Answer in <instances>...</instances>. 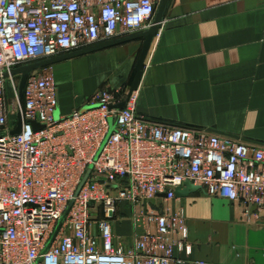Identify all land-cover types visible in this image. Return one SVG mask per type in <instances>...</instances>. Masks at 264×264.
Listing matches in <instances>:
<instances>
[{"label":"built area","instance_id":"2783aa9c","mask_svg":"<svg viewBox=\"0 0 264 264\" xmlns=\"http://www.w3.org/2000/svg\"><path fill=\"white\" fill-rule=\"evenodd\" d=\"M160 1L0 0V264L185 263V209L173 203L186 181L264 217V145L147 117L135 91L120 88L97 90L85 109L56 117L45 67L28 75L21 104H5L4 83L15 77L5 71L145 30ZM18 113L21 129L11 134L9 115ZM120 202L142 228L128 248L114 241Z\"/></svg>","mask_w":264,"mask_h":264},{"label":"crops","instance_id":"0c3cea01","mask_svg":"<svg viewBox=\"0 0 264 264\" xmlns=\"http://www.w3.org/2000/svg\"><path fill=\"white\" fill-rule=\"evenodd\" d=\"M142 43L135 39L52 64L56 117L85 109L103 85L126 92ZM135 96L136 111L147 117L264 145V0H168ZM16 120L9 115L11 128ZM173 205L185 209L191 244L185 263L264 264V217L255 207L246 213L239 203L201 190ZM117 210L131 213L125 202ZM135 232L130 220L113 224L114 241L124 248Z\"/></svg>","mask_w":264,"mask_h":264},{"label":"water","instance_id":"95a60500","mask_svg":"<svg viewBox=\"0 0 264 264\" xmlns=\"http://www.w3.org/2000/svg\"><path fill=\"white\" fill-rule=\"evenodd\" d=\"M167 2H168V0H161L160 1V3L156 7V11L154 13V17L152 19L151 24L145 30H141L138 32L127 34L125 36H121V37L114 38L111 40L99 42V43H96L94 45L87 46V47H84V48H81L78 50H74L71 52H67L64 54H60V55H57L54 57H50V58H46L43 60L23 64L21 66H18L16 68L11 69L9 72L5 71L4 76H8L9 74L19 76V85H18V102H19V104L22 103L23 87H24L26 79H27L28 75L31 73V71L38 69V68H43V67L52 65L56 62H60V61H63L65 59H69V58L76 57V56H79V55H82L85 53L100 50V49L110 47V46H113L116 44L128 42V41L135 40V39H143L142 47H141V50L139 52V55L136 59L135 66H134V72H135L134 78H133L132 84L128 88V92H127V97H129L131 95V93L134 92L139 85V82H140V79L142 76V69H143V65H144V61H145L147 52H148L150 45H151V42H152V40H153V38H154V36H155L159 26H160V22H161L164 10L166 8ZM125 103H126V100H123L117 106L120 108H123L125 106ZM21 125H22V117H21L20 113H18L16 124L12 128L10 133L11 134L19 133L20 129H21ZM32 126L34 129H39L41 127L36 122H32ZM199 189H200L199 186L193 185L189 181H186L183 188L177 187L175 189V195L177 197H187L188 195L198 191ZM158 196L162 197V196H165V194H158ZM59 225H60V223L57 225L55 232L51 236L47 246L49 245V243L53 239ZM181 264H188V263H181Z\"/></svg>","mask_w":264,"mask_h":264},{"label":"rangeland","instance_id":"374dc122","mask_svg":"<svg viewBox=\"0 0 264 264\" xmlns=\"http://www.w3.org/2000/svg\"><path fill=\"white\" fill-rule=\"evenodd\" d=\"M45 68L48 69L52 73V75H54L53 74L54 65H49V66H46ZM18 85H19V76L18 75H15V77L13 79V82L8 79L4 83L3 93H4V96H5V99H6L5 101L7 103V106H9V107H11L13 104L18 102V100L16 101V92H15L16 87L18 89ZM103 86H101L97 90H100ZM105 86H107V84H105ZM97 90H95V91H97ZM17 92H18V90H17ZM101 216H102V209L100 208V206H98L97 204L93 205L92 208H91V216H90L91 220H90V223H91L92 229L95 230V231L97 230V220ZM124 220H130L131 221L133 231H135V229H137L138 231L142 230V228L140 226H138V225L135 226L134 225L133 218H132V208H131V213L130 214L121 215L120 213L117 212L113 224L118 223L119 221H124Z\"/></svg>","mask_w":264,"mask_h":264}]
</instances>
